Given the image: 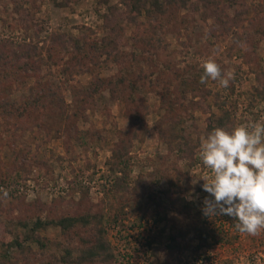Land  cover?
I'll return each mask as SVG.
<instances>
[{"label": "rangeland", "instance_id": "rangeland-1", "mask_svg": "<svg viewBox=\"0 0 264 264\" xmlns=\"http://www.w3.org/2000/svg\"><path fill=\"white\" fill-rule=\"evenodd\" d=\"M208 58L229 87L200 82ZM263 83L264 0H174L135 20L123 0H0V264H78L100 246L82 264H264V231L203 215L199 158L224 111L228 130L264 122ZM197 226L214 234L202 249Z\"/></svg>", "mask_w": 264, "mask_h": 264}, {"label": "clouds", "instance_id": "clouds-1", "mask_svg": "<svg viewBox=\"0 0 264 264\" xmlns=\"http://www.w3.org/2000/svg\"><path fill=\"white\" fill-rule=\"evenodd\" d=\"M201 67V83L211 79L227 88L234 79V73L222 71L213 58L204 60ZM199 158L211 174L202 178L208 193L203 215H227L236 221L238 232L260 235L264 231V122L213 129L201 143ZM0 192L7 197L6 190Z\"/></svg>", "mask_w": 264, "mask_h": 264}, {"label": "trees", "instance_id": "trees-1", "mask_svg": "<svg viewBox=\"0 0 264 264\" xmlns=\"http://www.w3.org/2000/svg\"><path fill=\"white\" fill-rule=\"evenodd\" d=\"M109 1V0H108ZM124 3L126 4V6L129 8V14L131 15V18H133L134 20L136 19V17H138L139 15H143L144 13H146V15L149 18L153 17V14H165L167 8L172 4V2L174 0H123ZM117 31L116 29H114L113 32ZM99 49H102L101 47H98ZM104 82V81H102ZM264 85V83H263ZM257 92V91H256ZM257 97L260 100H264V89L262 92H258ZM55 92H48L46 91V93H44V95L35 98L34 100L38 103L39 100L42 99H47L49 98L51 99H55ZM257 99V98H256ZM58 101H62V98H59ZM41 102V101H40ZM223 110V109H222ZM226 118H228L229 122L228 124L225 122ZM217 123L215 125L211 124L209 126V131H212L213 129L217 128V127H223V128H227L230 126V124L232 123V118H231V114L228 111H224V117L218 118V120L216 121ZM114 161L115 166L116 167H120L122 165V155L121 152H115L114 153ZM161 204H159L160 206ZM92 220V217L90 216H86V217H64L58 221H50V222H43L42 220H39V222L36 224V230H40V229H44L47 226L50 225H56L60 228H62V230L64 232H67L68 230H70L71 228L75 227L78 224H84L87 225L90 223V221ZM196 232V239L198 240L199 244H198V249H202L204 247L209 246V240L211 238H214V234L212 233V231H210L207 227H196L195 229ZM184 240V233L182 232H178V234L174 235V247H181L182 245V241ZM6 246L9 248L10 246H17L18 248L20 247L22 250L25 249L24 246V240H12V239H8ZM100 246V245H99ZM103 248V247H102ZM101 246L100 247H95V248H89L88 251H85L84 254L82 255L81 259H80V263L78 264H82L84 261L88 260V259H96L97 257H99L101 255ZM69 257L71 256L70 252H67Z\"/></svg>", "mask_w": 264, "mask_h": 264}]
</instances>
